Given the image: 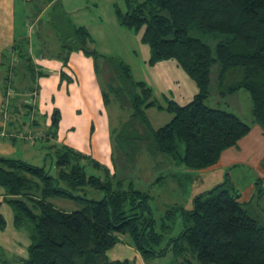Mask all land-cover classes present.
<instances>
[{
  "label": "trees",
  "instance_id": "1",
  "mask_svg": "<svg viewBox=\"0 0 264 264\" xmlns=\"http://www.w3.org/2000/svg\"><path fill=\"white\" fill-rule=\"evenodd\" d=\"M127 8L126 12L117 8L118 20L142 33L143 43L150 47L148 64L175 60L198 91L186 104L166 94L165 103H161L146 82H133L143 94L134 99L129 96L132 119L117 134L115 141L119 145L147 140L183 170L201 171L215 165L224 151L238 145L252 129L236 114L205 103L212 93L215 65L219 93L226 96L241 88L248 90L255 123L264 130V0H127ZM61 12V25L65 27L60 28L61 51L92 56L89 30L73 24L63 8ZM27 44L26 38L14 50L16 56L2 63V86L7 99L13 90L10 69L18 71L25 63L36 77ZM57 57L64 67L68 66L69 54L60 52ZM125 69L130 76L129 66ZM39 73L44 75L41 70ZM231 76L235 80L226 86ZM103 95L109 100L105 90ZM24 106L29 112L34 108L31 103ZM144 107L170 112L173 117L154 128ZM59 120L60 112L55 110L52 121L58 125ZM52 147L58 157L57 175L19 158L0 157L4 201L13 210L14 226L25 229L30 239L28 256L22 258V264H135L128 258L112 260L107 255L123 236L129 237L131 245L145 257L165 255L171 248L181 260L179 264H264V223L250 214L248 203L240 200L241 193L229 176L196 195L192 209L179 206L184 228L179 236L168 240V247L159 248L173 228L177 211H169L167 219L158 225L148 204L150 195L136 188L133 181L124 187L123 179H115V168L112 170L92 155L66 146ZM88 167L101 173L90 174ZM257 184L262 192L260 178ZM89 187L101 190L103 197H87L85 189ZM56 198L73 200L79 207L65 210L53 202ZM7 225L0 211V229ZM182 239L188 242L189 249L179 245ZM187 251L193 256L188 257Z\"/></svg>",
  "mask_w": 264,
  "mask_h": 264
},
{
  "label": "rangeland",
  "instance_id": "2",
  "mask_svg": "<svg viewBox=\"0 0 264 264\" xmlns=\"http://www.w3.org/2000/svg\"><path fill=\"white\" fill-rule=\"evenodd\" d=\"M25 3L26 9L31 7L29 14H36V17L42 13V35L46 37L49 52L56 53L60 47V34H62L60 28H65L61 25V8L67 12L73 24L85 26L89 30L93 39L90 47L94 50V54L84 55V57L93 60L96 78L102 84L104 105L103 109L98 111V115L105 114L109 121L110 140L113 146L110 161H101V163L108 164L112 170L115 168L117 172L115 179H123L124 187L133 181L136 188L150 195L148 204L158 225L167 219L169 211L178 212L174 217L172 230L158 246L159 248L168 247V240L180 235L184 228L180 207L192 209L196 195L226 181L229 176L244 199L248 187L256 183L259 174L264 176V130L255 123L251 94L248 90L241 88L233 95H221L217 85V65L214 66L212 74V93L206 98L205 103L213 108H221L236 114L241 120L251 125L252 129L246 137L239 141L238 145L233 146L235 150L229 152L230 163L221 158L215 165L205 170H183L182 166H177L169 157L158 152L147 140H137L134 143L124 141L121 142L123 146L115 141L117 134L124 130L126 123L132 119L133 108L129 96L134 99L137 95L143 94L141 88L135 87L133 82H146L152 88L154 97L158 98L161 103H165L163 95L166 94L179 104H186L194 98L198 91L195 82L175 60L162 61L154 66L148 64L150 47L143 43L142 33H137L120 24L117 17V8H121L123 12L127 11V0H25ZM30 20L36 24V27L38 20L32 17ZM61 52L63 55L72 56L75 51L62 49ZM99 54L103 57H99ZM125 66H129L130 76H127ZM234 80L231 76L226 86ZM34 87L36 88L37 84L34 83L32 88ZM103 90L108 94L109 100L104 98ZM55 110L60 112L58 125L52 121ZM143 110L154 128L163 126L173 117L172 113L155 107H144ZM19 112L22 115L16 120L15 128H9L13 134H18L14 139L15 143L12 142L15 148L12 153L4 155L5 157L19 158L34 166H44L51 175H57L56 160L58 157L53 145L66 146L82 152L65 143L51 144L54 141L53 138L58 137L61 129L63 114L59 106L55 105L45 116L38 113L40 120L33 131L30 126L23 125L33 119V111L29 112L28 107L24 106ZM18 122L20 125L17 124ZM95 125L97 126V122L92 120L94 129ZM93 133L94 130L92 135ZM31 134L37 136L34 142L30 140ZM46 134H49V141L44 136ZM87 171L96 175L101 173L92 167H88ZM255 193H251L254 198L251 201L253 196L250 195L246 206L250 214L264 223V197L261 199ZM85 195L89 198L101 199L103 192L89 187L85 189ZM53 202L68 211L79 207L76 202L66 198H56ZM0 203V211L8 223L5 230H0V264H22V258L28 256L27 247L30 243L28 232L14 226L13 210L1 197ZM127 239L129 240V237ZM179 245L184 246L186 250L189 249V244L185 239L179 240ZM107 253L110 256L117 253L119 258L132 260L134 250L122 242ZM186 254L188 257L193 256L189 251ZM141 255L142 258L138 259L136 264H179L181 261L177 260V255L171 248L168 249L167 254L162 256L145 257Z\"/></svg>",
  "mask_w": 264,
  "mask_h": 264
},
{
  "label": "crops",
  "instance_id": "3",
  "mask_svg": "<svg viewBox=\"0 0 264 264\" xmlns=\"http://www.w3.org/2000/svg\"><path fill=\"white\" fill-rule=\"evenodd\" d=\"M26 7L25 0H0V157H5L4 155L14 151L13 143H15L14 139L18 134H13L9 128H15L16 120L22 115L19 111L23 109L25 104L31 103L34 106L32 109L33 119L29 123H23V125L30 126L31 131H33L40 120L38 113L45 116L50 113L55 105L59 106L63 114L62 123L60 122L61 129L58 137L53 138L54 141L51 144L61 145L65 143L92 155L100 162L107 160L109 162L113 149L110 140V125L105 114L98 115V111L103 109L104 103L102 84L96 78L93 60L84 57L83 52L75 51L72 56L70 55L68 66L64 67L61 58L57 57L58 53L61 52V44L56 53L49 52L46 37L42 35V13L35 17L36 14H29L31 7L27 9ZM30 17L38 20L36 27ZM26 38L28 39V52L36 68V77L34 78L30 74L31 72L29 73V68L25 63L20 64L18 71L13 70V68L10 69L11 74L9 76L12 81L13 92L7 99L2 86V76L5 70L2 63L5 61L7 64L9 57L12 59L16 56L14 50L19 49V45ZM5 56L8 57L5 59ZM40 70L44 72V75L39 73ZM62 71H64V75H62ZM34 83L37 84L36 88H32ZM41 104L42 106H40ZM92 120L97 122L95 129L92 126ZM17 124L20 125V122ZM48 135H45L47 141H49ZM34 141L31 140V142ZM234 148L224 151L222 160L230 163L228 155L229 152L235 150ZM259 178L264 187V176L259 174L257 179ZM257 185V181L251 184L245 198L243 199L241 194L240 200L249 203V196L252 192L255 193V189V195L262 199L264 190L260 192ZM0 197L3 198V201L6 197V191L1 186ZM253 198L254 196L251 201ZM122 242L134 250L131 259L136 264V261L142 258L141 253L131 245L126 236L122 237ZM107 255L112 260H123L118 257L117 253H113L112 256L109 253Z\"/></svg>",
  "mask_w": 264,
  "mask_h": 264
},
{
  "label": "built area",
  "instance_id": "4",
  "mask_svg": "<svg viewBox=\"0 0 264 264\" xmlns=\"http://www.w3.org/2000/svg\"><path fill=\"white\" fill-rule=\"evenodd\" d=\"M8 93H9V95H11L12 94V90H10ZM30 137H31L30 140H35L37 136L32 135Z\"/></svg>",
  "mask_w": 264,
  "mask_h": 264
}]
</instances>
